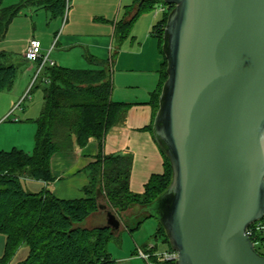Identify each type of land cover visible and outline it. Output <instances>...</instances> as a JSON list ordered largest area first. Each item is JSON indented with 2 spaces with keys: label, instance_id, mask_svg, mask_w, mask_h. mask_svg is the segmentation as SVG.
<instances>
[{
  "label": "water",
  "instance_id": "1",
  "mask_svg": "<svg viewBox=\"0 0 264 264\" xmlns=\"http://www.w3.org/2000/svg\"><path fill=\"white\" fill-rule=\"evenodd\" d=\"M162 1L167 77L152 136L172 174L146 212L174 264H264L246 232L264 216V0Z\"/></svg>",
  "mask_w": 264,
  "mask_h": 264
},
{
  "label": "trees",
  "instance_id": "2",
  "mask_svg": "<svg viewBox=\"0 0 264 264\" xmlns=\"http://www.w3.org/2000/svg\"><path fill=\"white\" fill-rule=\"evenodd\" d=\"M162 0H133L115 27V36L124 39L135 19L145 11H153ZM163 2V1H162ZM48 8L53 17L62 16L67 0H22L19 4L0 9V36L21 6L25 4ZM165 3V2H164ZM157 18L151 35L157 38L163 62L159 80L148 102L152 108L151 123L158 108V97L166 79V59L162 52V35L172 5ZM0 53V92L9 89L16 76V66L5 63ZM89 61L90 69H72L57 65L47 66L44 74L49 81L42 85L43 107L33 121L36 125L31 152L12 147L0 150V232L6 235L5 253L0 264L22 244L28 248L21 264H117L108 250V243L118 239L109 227L85 228L81 223L97 210V193H102L108 205L116 211L121 223L133 231L151 217L146 209L166 190L171 180V166L163 152V171L152 174L141 193L129 189L130 153L98 155L88 166L89 182L80 198H59L48 186L29 191L24 177L50 182V157L61 149L82 147L90 139L102 141L115 125L126 104L111 98V76L108 61ZM132 215H120L132 207ZM155 237L168 240L158 223ZM156 247V246H155ZM170 249V248H169ZM262 255L263 252L259 251ZM157 264H174V261Z\"/></svg>",
  "mask_w": 264,
  "mask_h": 264
},
{
  "label": "crops",
  "instance_id": "3",
  "mask_svg": "<svg viewBox=\"0 0 264 264\" xmlns=\"http://www.w3.org/2000/svg\"><path fill=\"white\" fill-rule=\"evenodd\" d=\"M21 1L0 0V9L17 5ZM132 2L133 0H67L64 14L56 17L52 16L48 8L28 3L21 6L0 36V53L6 55L5 63L16 66L12 86L0 92V126L3 122H9V116L20 108L17 117L11 121V127L22 130L24 125L31 126L34 137L36 125L33 120L36 118L34 114H37L38 103L30 110L29 105H24V102L31 92L40 91L39 88L47 83L42 82L41 78L32 82L36 66L24 57L31 38L39 40L42 52L49 50L50 58L60 67L90 69L94 66L89 61L90 57L108 61L111 98L126 104L118 122L108 130L101 142L90 139L82 147L61 149L52 154V181L46 183L24 177L26 181H36L31 186L27 184L29 189L37 191L43 184L59 198L83 197V188L89 182L88 166L98 155L111 153H131L128 185L132 192L141 193L149 177L163 171L162 153L151 131L147 129L152 118V108L148 102L151 92L157 86L163 62L158 40L151 35L156 16L149 10L145 11L135 19L124 39L119 40L115 36V27L124 16L126 6ZM40 93L41 111L43 93ZM31 97L33 99V95L29 99ZM2 139L0 150H4L2 146L20 149L26 143L28 146L26 137ZM96 199L97 206L101 203L114 210L102 193L98 192ZM137 210L138 207H132L127 210V214L133 216ZM106 220L105 211L98 207L81 226L104 227L107 225ZM157 228L158 224L155 231ZM123 229L127 230L121 224L118 230H113L118 238L119 231Z\"/></svg>",
  "mask_w": 264,
  "mask_h": 264
},
{
  "label": "rangeland",
  "instance_id": "4",
  "mask_svg": "<svg viewBox=\"0 0 264 264\" xmlns=\"http://www.w3.org/2000/svg\"><path fill=\"white\" fill-rule=\"evenodd\" d=\"M152 14H154V10L151 11ZM161 14L158 13L155 15V19H157ZM45 86V85H43ZM37 90V89H36ZM40 91H36L35 93L31 92L30 96L33 95L29 99V97L25 100L24 105H29L30 110L32 107L37 105L38 103V111L37 114H34V117H38L40 113V108H41V93L42 92V87L39 88ZM33 93V94H32ZM20 108L13 114L9 116L7 120L9 122H3L0 126V140H5L7 137H18L21 136L26 137V142L28 141V146L27 143L25 146H23L24 151L26 152H31L34 146V137L32 136V129L31 126L24 125V129L19 130L14 127H11V122L14 120L19 114ZM9 123V124H8ZM32 123V122H30ZM10 126V127H9ZM35 125H32V127ZM1 147V146H0ZM4 150H8L11 147L8 146H2ZM1 149V148H0ZM131 155V153H130ZM132 156V155H131ZM32 181L28 179L26 181V186L27 184L31 186ZM32 191V190H29ZM34 192V191H33ZM109 209V208H107ZM117 215V214H116ZM127 211L123 212L120 217L123 219V216L126 217ZM119 218V216L117 215ZM120 220V219H119ZM122 224V223H121ZM158 224V221L154 217H148L140 223L138 228H136L133 231H127V230H120V238L118 239H113L108 243V250L110 251L111 255L117 259V264H150V261L145 260L142 258L140 255L137 254L138 248L142 250H146L147 246L152 244L156 246V250L161 252L164 250L168 249V246L166 243L162 241L161 238L155 237L154 235L156 234V226ZM5 243H6V235L4 233L0 232V259L3 258L4 253H5ZM27 246L25 244L20 245L8 258L6 264H21L22 259L27 254Z\"/></svg>",
  "mask_w": 264,
  "mask_h": 264
},
{
  "label": "built area",
  "instance_id": "5",
  "mask_svg": "<svg viewBox=\"0 0 264 264\" xmlns=\"http://www.w3.org/2000/svg\"><path fill=\"white\" fill-rule=\"evenodd\" d=\"M167 10V5L159 1L154 7V15L163 13ZM24 57L31 63L35 64V72L32 82L41 78L42 82L47 83L49 79L43 74L47 66H54V61L49 56V50L42 52V46L39 40L31 38L28 41L27 48L24 52ZM247 235L251 238L255 249L264 253V216L261 219L249 224L247 227ZM137 254L145 260L150 261V264H157L159 262L175 261L177 258L176 251L167 249L164 251H157L155 245H148L146 250L138 248Z\"/></svg>",
  "mask_w": 264,
  "mask_h": 264
}]
</instances>
